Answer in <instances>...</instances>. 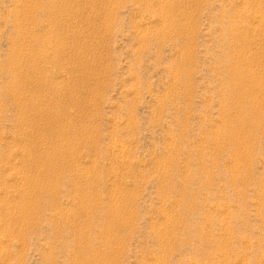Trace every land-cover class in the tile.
<instances>
[{"label":"rangeland","instance_id":"rangeland-1","mask_svg":"<svg viewBox=\"0 0 264 264\" xmlns=\"http://www.w3.org/2000/svg\"><path fill=\"white\" fill-rule=\"evenodd\" d=\"M0 264H264V0H0Z\"/></svg>","mask_w":264,"mask_h":264},{"label":"bare ground","instance_id":"bare-ground-1","mask_svg":"<svg viewBox=\"0 0 264 264\" xmlns=\"http://www.w3.org/2000/svg\"><path fill=\"white\" fill-rule=\"evenodd\" d=\"M58 3V2H57ZM61 3V2H60ZM161 3V2H160ZM54 4V3H53ZM66 4V3H65ZM156 4V3H155ZM61 5H62V3H61ZM97 5V4H96ZM98 6V5H97ZM173 6V5H172ZM150 8V7H149ZM71 9V8H70ZM60 10V9H59ZM64 10V9H63ZM72 11V10H71ZM167 11V10H166ZM67 12V11H66ZM61 13V12H60ZM162 13V12H161ZM167 13V12H166ZM142 15V14H141ZM160 15V14H159ZM165 15V14H164ZM64 20V19H63ZM231 22V21H230ZM170 25V24H169ZM166 30V29H165ZM231 30V29H230ZM62 34V33H61ZM56 37V36H55ZM76 37V36H75ZM36 38V37H35ZM60 38V37H59ZM59 38H58V40H59ZM62 38V37H61ZM38 39V38H37ZM57 39V38H56ZM64 39V38H63ZM36 42V41H35ZM57 42V41H56ZM59 42V41H58ZM66 42V41H65ZM61 43V42H60ZM59 44V43H58ZM61 48V47H60ZM52 51V50H51ZM50 51V52H51ZM60 52V51H59ZM74 52V51H73ZM57 56V55H56ZM75 56V55H74ZM34 58V57H33ZM234 64H235V62H234ZM32 66V65H31ZM30 70V69H29ZM37 70V69H36ZM236 70V69H235ZM244 71V70H243ZM24 73V72H23ZM30 73H31V71H30ZM27 74V73H26ZM29 74V73H28ZM34 74V73H33ZM32 74V75H33ZM253 74V73H252ZM20 75V74H19ZM27 76V75H26ZM253 77V76H252ZM255 77V76H254ZM30 79V78H29ZM248 80V79H247ZM254 80V79H253ZM28 81V80H27ZM245 83V82H244ZM19 84V83H18ZM246 85V84H245ZM257 85V84H256ZM259 85V84H258ZM262 86V85H261ZM233 87V86H232ZM231 87V88H232ZM260 87V86H259ZM255 88V87H254ZM258 89V88H257ZM262 89V88H261ZM249 91V90H248ZM255 93V92H254ZM253 93V94H254ZM258 93V92H257ZM18 95V94H17ZM243 95V94H242ZM37 103V102H36ZM259 104V103H258ZM249 105V104H248ZM254 106V105H253ZM41 107V106H40ZM21 108V107H20ZM45 108V107H44ZM47 108V107H46ZM24 110V109H23ZM27 110V109H26ZM38 111V110H37ZM50 111V110H49ZM46 112V111H45ZM26 113V112H25ZM24 113V114H25ZM22 114V113H21ZM52 114V113H51ZM33 115V114H32ZM38 115H39V113H38ZM52 117V116H51ZM47 120V119H46ZM55 123V122H54ZM52 124V123H51ZM39 135V134H38ZM50 136V135H49ZM42 137H44V136H42ZM67 139V138H66ZM68 140V139H67ZM69 141V140H68ZM67 142V141H66ZM116 146V145H115ZM64 147V146H63ZM117 148V147H116ZM55 154V153H54ZM59 154V153H58ZM46 155H48V154H46ZM52 155V154H51ZM59 155H61V154H59ZM43 156H45L44 154H43ZM53 157H55V155L53 156ZM44 158H46V157H44ZM42 161V160H41ZM88 189V188H87ZM85 194V193H84ZM89 194V193H88ZM87 195V194H86ZM91 198V197H90ZM85 199V198H84ZM87 199V198H86ZM90 200V199H89ZM91 201V200H90ZM86 203V202H85ZM89 204H90V202H89ZM86 205V204H85ZM119 214V213H118ZM114 218V217H113ZM114 220V219H113ZM109 222V221H108ZM110 232V231H109ZM88 260V259H87Z\"/></svg>","mask_w":264,"mask_h":264}]
</instances>
